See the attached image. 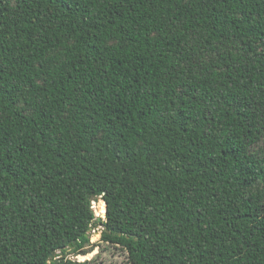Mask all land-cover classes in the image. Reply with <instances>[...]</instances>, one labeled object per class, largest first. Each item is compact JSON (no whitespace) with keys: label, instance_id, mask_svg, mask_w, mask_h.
<instances>
[{"label":"trees","instance_id":"16d2710c","mask_svg":"<svg viewBox=\"0 0 264 264\" xmlns=\"http://www.w3.org/2000/svg\"><path fill=\"white\" fill-rule=\"evenodd\" d=\"M99 225L264 264V0H0V264H95Z\"/></svg>","mask_w":264,"mask_h":264},{"label":"rangeland","instance_id":"374dc122","mask_svg":"<svg viewBox=\"0 0 264 264\" xmlns=\"http://www.w3.org/2000/svg\"><path fill=\"white\" fill-rule=\"evenodd\" d=\"M102 203H104L103 200H102ZM100 206H101L100 198L92 201V208L94 210L95 216L104 220L105 213H101ZM88 233H89L90 243H91L90 246H93V250L87 253L86 255H75L73 253H70L67 255L68 258H71L78 262H82L84 260H91L95 264H129L128 259H127V253L125 251H123L117 246L106 243L101 239V236H102V226L101 225L95 228H91ZM87 256L89 258H81V257H87Z\"/></svg>","mask_w":264,"mask_h":264},{"label":"bare ground","instance_id":"6f19581e","mask_svg":"<svg viewBox=\"0 0 264 264\" xmlns=\"http://www.w3.org/2000/svg\"><path fill=\"white\" fill-rule=\"evenodd\" d=\"M104 202V201H103ZM104 208H105V203H104ZM98 211V210H97ZM96 237V236H95ZM97 239V238H96ZM94 240V239H93ZM88 256H90V255H88ZM81 257V258H89V257ZM78 260V259H77Z\"/></svg>","mask_w":264,"mask_h":264},{"label":"water","instance_id":"95a60500","mask_svg":"<svg viewBox=\"0 0 264 264\" xmlns=\"http://www.w3.org/2000/svg\"><path fill=\"white\" fill-rule=\"evenodd\" d=\"M105 203V202H104ZM105 212H106V203H105Z\"/></svg>","mask_w":264,"mask_h":264}]
</instances>
